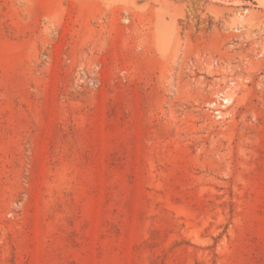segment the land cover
I'll return each instance as SVG.
<instances>
[{
	"label": "rangeland",
	"instance_id": "374dc122",
	"mask_svg": "<svg viewBox=\"0 0 264 264\" xmlns=\"http://www.w3.org/2000/svg\"><path fill=\"white\" fill-rule=\"evenodd\" d=\"M0 264H264V0H0Z\"/></svg>",
	"mask_w": 264,
	"mask_h": 264
}]
</instances>
